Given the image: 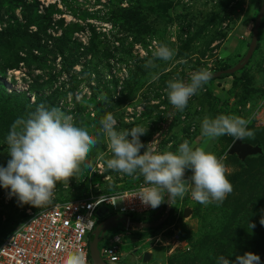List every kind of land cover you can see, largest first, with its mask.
<instances>
[{"label":"rangeland","instance_id":"obj_1","mask_svg":"<svg viewBox=\"0 0 264 264\" xmlns=\"http://www.w3.org/2000/svg\"><path fill=\"white\" fill-rule=\"evenodd\" d=\"M257 1L28 0L38 5L40 15L50 16L46 28L52 39L48 50L35 52L31 63L5 71L0 68V91L26 93L31 104L36 103V95L51 97L49 108L60 107L78 122L83 121L93 134L100 129L99 121L111 112L117 130L134 126L147 129L141 142H155L153 147L159 152H175L187 139L191 145L204 146L206 151L223 158L227 178L233 185L232 193L219 206L215 202L204 206L189 192L183 198L177 197L167 213L165 201L155 213L132 220L143 222L145 229L131 231L126 241L130 245L116 264H183L181 258L193 255L199 236L217 231L215 227L224 220L223 215L242 211L254 201H264V161L248 158L241 162L237 155H230L235 141L231 136L207 141L201 135L204 117L237 115L250 120L248 128L254 132V136L242 141L264 143V0L262 10ZM138 3L142 6L136 9L139 15L133 21L115 16L120 8L133 10ZM152 7L161 11L154 13ZM15 14L25 23L21 7ZM259 17L257 47L246 62L255 44L253 31ZM12 20L7 15L0 29ZM64 34L70 41H57ZM92 39L94 47L88 51ZM160 44L173 49L175 55L169 61L155 59L157 67L146 68ZM201 68L210 70L212 76L237 71L234 76L211 78L189 99L183 112L173 110L167 99V81L178 78L190 82V74ZM154 75L158 78L153 79ZM7 134L0 136V166H6L10 159L5 145ZM98 139L88 157L92 167L57 183L51 203L43 208L21 205L9 195L10 189L0 187V244L23 223L29 208L37 211L147 186L142 176L133 178L107 169L106 160L112 153L106 138L101 135ZM144 151L142 148L141 154ZM190 176L187 170L185 179ZM120 206L118 201L117 208ZM187 208L192 212L189 217L184 216ZM111 213L110 210L107 215ZM124 226H110L109 233ZM88 238L90 243L94 241L91 234ZM143 252L153 254L150 262L144 263ZM260 252L257 255L262 254L264 261L261 248Z\"/></svg>","mask_w":264,"mask_h":264},{"label":"clouds","instance_id":"obj_2","mask_svg":"<svg viewBox=\"0 0 264 264\" xmlns=\"http://www.w3.org/2000/svg\"><path fill=\"white\" fill-rule=\"evenodd\" d=\"M174 55L175 51L167 45H157L152 52L153 59L145 67L155 68V59L169 61ZM212 75L207 68H201L190 74V82L178 78L167 81V99L173 110L183 112L189 99ZM156 78L154 75L153 79ZM99 123V131L93 134L83 121L78 122L60 107L49 108L43 103L27 117L17 118L5 138L10 159L6 166H0V187L10 189L9 195L15 196L21 205L45 207L51 203L57 183L92 167L89 154L103 135L112 153L106 160L107 169L133 178L142 176L147 186L136 197L145 206L158 208L165 202V194L173 205L177 197L183 198L189 192L193 200L204 206L213 202L219 206L232 193L233 185L227 178L223 158L206 151L204 146H193L185 139L175 152H159L153 147L155 142L148 145L141 142L140 137L147 132L142 126L117 130V121L111 112ZM249 123L250 120L237 115L206 116L201 122V135L207 141L225 135L244 140L254 136ZM187 170L191 176L185 179ZM260 224L264 225V216ZM250 227L254 228L255 224L250 223ZM63 264H88L87 256L83 251L70 252ZM217 264L232 262L221 255ZM234 264H260V257L246 252L237 255Z\"/></svg>","mask_w":264,"mask_h":264},{"label":"trees","instance_id":"obj_3","mask_svg":"<svg viewBox=\"0 0 264 264\" xmlns=\"http://www.w3.org/2000/svg\"><path fill=\"white\" fill-rule=\"evenodd\" d=\"M262 3L263 0L257 1L260 8ZM139 6H142V4L138 3L133 10L120 8L115 13V16L127 22L133 21L139 15L136 10ZM20 7L22 8L25 23H21L15 14V11ZM150 10L154 13L161 11L157 7H152ZM9 14L13 20L8 22V26L0 29V68L2 71L17 69L21 63H31L36 58L35 52H46L48 50V42L52 39L46 28V23L51 21L50 16L47 14L40 15L38 13V5L35 2L28 3V0H0V24L3 23L4 18ZM32 27H36L37 30L34 31L31 29ZM57 41H67L68 43L70 40L67 34H64ZM93 47L94 42L92 39V43L87 50L92 51ZM59 52L64 55L62 49ZM236 71L230 72V74L214 75L212 79L234 76ZM1 86H3V83L0 81ZM42 103L46 107H50L52 105L51 97L36 95V103L31 104L26 93L0 91V136H4L10 131L11 125L17 118L27 117L28 113L34 112L38 105ZM257 145L262 147L264 151L263 142H258ZM257 158L264 161V152L260 156L251 157V159ZM239 177L241 178V175ZM245 207L241 208L243 209L242 211L232 212L230 216L223 215L224 220L217 221L219 225L217 228L215 227L217 231L212 232L210 230V232H205L202 236H199L198 245L193 255H184L181 258L184 259L183 264H217L218 257L221 255L234 264L237 255H243L246 252L260 254V248L263 251L262 253H264V225L260 224V219L264 216V201H254L250 206ZM133 220L137 221V218ZM100 222V219H98L96 227L91 234L92 239L95 238L97 232L99 236L104 233L99 230ZM250 223L255 224V227L251 229ZM117 230L119 229L108 233L106 237ZM261 255L259 256L260 264H264V261L261 260Z\"/></svg>","mask_w":264,"mask_h":264},{"label":"built area","instance_id":"obj_4","mask_svg":"<svg viewBox=\"0 0 264 264\" xmlns=\"http://www.w3.org/2000/svg\"><path fill=\"white\" fill-rule=\"evenodd\" d=\"M146 187V186H145ZM142 188L129 190L112 196H91L87 199L58 203L41 210H26L23 223L0 244V264H63L70 252L83 251L90 258V238L96 227L97 210L102 206L111 210V216L128 217L126 226L99 242L100 255L106 264H116L125 255L126 241L131 231L145 229L143 222L133 223L134 218H144L155 213L136 197ZM168 199L165 194V201ZM121 206L117 208V202ZM170 205H167L166 213ZM101 244V246H100ZM144 255V252H143Z\"/></svg>","mask_w":264,"mask_h":264},{"label":"water","instance_id":"obj_5","mask_svg":"<svg viewBox=\"0 0 264 264\" xmlns=\"http://www.w3.org/2000/svg\"><path fill=\"white\" fill-rule=\"evenodd\" d=\"M261 23V19L260 17L257 18L256 22H255V27H254V31H253V40L255 42L254 47L252 50H250L247 58H246V62H248V60L250 59L252 53L255 50V47L257 45V41H258V34H259V25ZM263 148L260 147L259 145H252L249 143H244L242 140H235L234 143L232 144L230 150H229V154L230 155H237V157L240 159L241 162L246 161V159L251 158V157H256V156H260L263 154ZM168 205H170L171 203L169 202V198L167 201ZM108 213V207L107 206H102L100 207L96 214L97 217L102 220L106 214ZM192 214L190 209H185L184 212V216L185 217H189ZM128 223V217L125 215H119L118 218V222L117 224L120 225H126ZM94 241L90 243V256L92 261L94 262V264H106L103 259L101 258L100 255V250H99V242H100V236L99 233H97L95 235V238L93 239ZM153 258V254L151 252H147L144 254L143 256V261L144 263H148L152 260Z\"/></svg>","mask_w":264,"mask_h":264},{"label":"flooded vegetation","instance_id":"obj_6","mask_svg":"<svg viewBox=\"0 0 264 264\" xmlns=\"http://www.w3.org/2000/svg\"><path fill=\"white\" fill-rule=\"evenodd\" d=\"M118 218H119V216L116 215V216H111V217H108V218L104 217L101 220V225L100 226L102 228L100 230H103V232L105 233V234L103 233V235L100 236L101 241H103L104 238L106 237V235L109 233L110 226H115V227L121 226L120 224H117Z\"/></svg>","mask_w":264,"mask_h":264},{"label":"crops","instance_id":"obj_7","mask_svg":"<svg viewBox=\"0 0 264 264\" xmlns=\"http://www.w3.org/2000/svg\"><path fill=\"white\" fill-rule=\"evenodd\" d=\"M168 204V203H167Z\"/></svg>","mask_w":264,"mask_h":264}]
</instances>
